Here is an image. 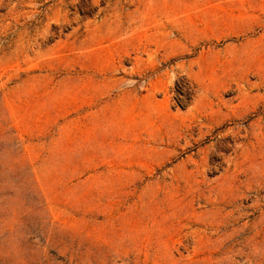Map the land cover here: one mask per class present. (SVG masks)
Here are the masks:
<instances>
[{
    "label": "rangeland",
    "instance_id": "rangeland-1",
    "mask_svg": "<svg viewBox=\"0 0 264 264\" xmlns=\"http://www.w3.org/2000/svg\"><path fill=\"white\" fill-rule=\"evenodd\" d=\"M0 264H264V0H0Z\"/></svg>",
    "mask_w": 264,
    "mask_h": 264
}]
</instances>
